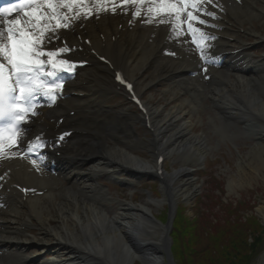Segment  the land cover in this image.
I'll return each instance as SVG.
<instances>
[{
  "label": "bare ground",
  "instance_id": "obj_1",
  "mask_svg": "<svg viewBox=\"0 0 264 264\" xmlns=\"http://www.w3.org/2000/svg\"><path fill=\"white\" fill-rule=\"evenodd\" d=\"M224 3L227 10L220 21L222 33H231L236 38L237 34L231 25H242L244 22L251 24L253 17H260V7L254 10L250 0L239 7L231 0H224ZM261 10L264 12L263 7ZM139 17L143 18L133 16L130 26L122 20L118 28L115 11L106 8V11L99 13L96 25H93V20H87L84 27L75 26L68 31L63 30L61 34L74 37L75 41L87 34L92 36L93 45L101 47L104 44V52L109 60L138 83L140 90L152 86L155 79L169 82V87L164 91L168 94L165 97L169 102L167 105L147 103L145 114L151 135L145 141L129 135L133 124L144 120L139 113L131 114L121 108L105 115L100 109H91L92 103L88 100L74 97L65 100L62 103L64 108L70 106L71 109H82L81 121L74 127L78 132L66 147L63 159L57 163L60 176L69 185H62L58 177L33 174L18 161H10L5 157L0 159V168L9 162L8 165L15 169V177L21 181L47 188L42 198L36 196L26 201L25 205L30 207L38 229L31 236L9 223L8 220L16 221V216H20L23 211L18 197L12 194L5 197L7 208L0 210V219L4 220V230L0 228V264H20L27 259L40 261L41 264H135L139 260L145 264H168L161 243L164 236L160 231L163 228L160 229L161 226L156 223L151 206L162 200L145 203L122 201L110 197L103 187L94 184V180L102 174L114 178L121 171L153 175L157 167L156 153L168 156L178 154L181 160L196 164L210 152L208 137L193 131V110L205 92L202 82L186 76V69L195 68L189 53V60L176 64L171 59H162L156 48L170 27L156 22L140 27L137 25ZM246 30L254 38H261L253 27L248 26ZM99 33L103 34V39L97 36ZM110 35H115V41H111ZM238 40H241L240 35ZM225 42L222 40V43ZM236 58L247 65L254 62L247 53L230 56L227 63L234 61V69L229 72L218 71L213 75L212 85L207 86L212 87L210 97L214 102L215 114L212 119L217 130L225 131L232 123L245 124L251 129L253 142L246 155L237 159L241 171L239 176H242L239 177V183H243L252 181L254 173L264 168V75L254 74V69L244 70L237 64ZM147 70L150 72L146 75ZM84 74L87 84L80 86L74 82L75 86L72 84L69 91L79 89L90 92L93 97L113 91L110 81L97 71H86ZM46 112L48 117L40 124L36 126L32 122L29 125L33 136L50 124L49 118L63 110L59 107ZM96 126H102V130ZM83 131L84 134L81 133ZM234 131L228 130L232 133L231 137L244 134L241 129ZM141 149L150 151L149 157L139 154ZM192 170L191 166H180L178 170L166 174L162 184L170 186L171 190L168 194L164 193V200L171 197L177 199L180 195L189 197L194 187L192 178L188 176ZM178 179L179 183L172 186ZM229 181L230 189L235 184L239 186L234 177ZM74 183L79 185L75 187ZM53 186H58V190L54 191ZM106 202H115L118 207L109 212ZM259 215L264 221V206L259 208ZM29 219L27 216L23 223L31 225ZM27 247L36 249L38 254H27ZM43 252L50 255L49 259L40 258Z\"/></svg>",
  "mask_w": 264,
  "mask_h": 264
},
{
  "label": "snow or ice",
  "instance_id": "obj_2",
  "mask_svg": "<svg viewBox=\"0 0 264 264\" xmlns=\"http://www.w3.org/2000/svg\"><path fill=\"white\" fill-rule=\"evenodd\" d=\"M117 2L133 6V16H142L145 23L169 26L170 40L173 33L190 34L192 43L208 62L211 42L216 37L204 28L218 27L206 19L218 18L216 12L207 7H215V0H21L0 7V158L6 154L16 157L20 155L19 150L25 148V156H36L40 154L38 149L47 147L42 135L24 143L31 118L38 115L37 98L55 103L63 80L58 73H71L77 66L61 58L72 50L66 41L65 46L55 49H49L48 45L60 38L61 30H70L73 20L87 18ZM90 3L100 8L87 6ZM78 9L80 14H77ZM13 13H16L15 18L9 19ZM211 62H215V58ZM128 87L131 89V85ZM32 162L36 164V159Z\"/></svg>",
  "mask_w": 264,
  "mask_h": 264
},
{
  "label": "rangeland",
  "instance_id": "obj_3",
  "mask_svg": "<svg viewBox=\"0 0 264 264\" xmlns=\"http://www.w3.org/2000/svg\"><path fill=\"white\" fill-rule=\"evenodd\" d=\"M158 92L159 90H157V96ZM150 98L151 93L146 94V99L149 100ZM202 118L203 125L201 126L197 124V126L195 127V131H204L209 135L208 144H210L211 148L210 152H208L207 154L208 157L206 159L208 169L205 170L203 168L197 167L198 170L196 169L197 171L192 172V176L194 177V184H198V188L197 190L192 191V193L194 192V194L192 198L189 199V201L186 203L188 205L186 214H189L190 216L193 214L195 197L196 195H198V193H200V198L202 197L203 199H205L206 194L214 193L215 199L218 198L219 200L218 204H214L211 200H208L206 201V203L200 202L199 205L201 206V209H205V206H207L209 203L212 208V213H214L215 217L222 221L225 219L233 218L234 215H231L230 208H232V206H230V203H232L234 206L236 201H239L240 199L244 201L246 200L247 202L246 204H244V206H241L239 208V214L243 215L247 212H259V208L261 206H264V183H262V180L264 181V168L262 167L256 171V174L252 176V181L239 183V181H241L239 177L242 176H239L241 171L238 169L239 163L236 156L237 151L232 148L229 141L233 142L239 149L240 154H243L244 156L246 155V152L248 151L249 146L252 142L249 140V138H245L244 136L239 134L231 137L232 133H227V135L222 136L225 131L220 132L215 128V126H213V124L209 120L208 112ZM232 128L235 130L234 127H230L229 130L232 131ZM137 134L141 138H144V134L148 135L146 130L139 125H137ZM227 136L229 138H227ZM221 137H225V139L223 140ZM141 152L144 157H149L148 152ZM174 158L176 159L175 155ZM184 163L186 164V162L179 161L178 159H176V161L167 160V170L172 171V166H174V168H178L180 165H184ZM231 177H234L235 182H237L239 186L235 184L233 185V188H229L228 185ZM149 180L150 179L147 177L141 178L138 183L134 180L135 183L133 189L130 190L127 187L123 188L122 190L117 191L115 194L113 193V196L117 197L120 195L122 200H130V197L133 195V199L137 203L147 202L150 200V198L162 199L161 194L156 191L157 187L154 180L151 182H149ZM211 180L217 183L218 187L214 185ZM162 207V204L152 205L154 214L157 215ZM201 209L199 207L197 208V210ZM238 212L236 214H238ZM205 218H209V212L206 213ZM235 223H238L237 218H235ZM256 224L259 226L260 221H257ZM255 234V230L253 232L251 231V233H248L250 238H253ZM252 254H256L257 256H254L255 258L249 261L248 264H264V234L262 235L260 244L258 245V249H256Z\"/></svg>",
  "mask_w": 264,
  "mask_h": 264
},
{
  "label": "trees",
  "instance_id": "obj_4",
  "mask_svg": "<svg viewBox=\"0 0 264 264\" xmlns=\"http://www.w3.org/2000/svg\"><path fill=\"white\" fill-rule=\"evenodd\" d=\"M256 222V218L252 217L246 223L240 224V228L236 225L233 226L231 234H235V237L228 239V243L221 241V238L218 239L217 235L212 234L207 243L211 242L209 245H200V242L196 241L199 225L197 227L195 222H191L181 231L174 232L173 252L181 264H248L255 258V254L252 253L258 249V244L262 238L263 228L258 226ZM247 229L252 232L256 231L252 243L247 241ZM237 230L240 232H236ZM212 249L218 251L217 258L212 257Z\"/></svg>",
  "mask_w": 264,
  "mask_h": 264
},
{
  "label": "water",
  "instance_id": "obj_5",
  "mask_svg": "<svg viewBox=\"0 0 264 264\" xmlns=\"http://www.w3.org/2000/svg\"><path fill=\"white\" fill-rule=\"evenodd\" d=\"M169 243V242H168Z\"/></svg>",
  "mask_w": 264,
  "mask_h": 264
}]
</instances>
